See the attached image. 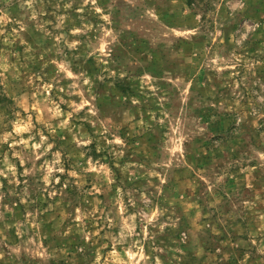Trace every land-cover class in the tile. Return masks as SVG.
Listing matches in <instances>:
<instances>
[{
	"label": "rangeland",
	"instance_id": "1",
	"mask_svg": "<svg viewBox=\"0 0 264 264\" xmlns=\"http://www.w3.org/2000/svg\"><path fill=\"white\" fill-rule=\"evenodd\" d=\"M0 264H264V0H0Z\"/></svg>",
	"mask_w": 264,
	"mask_h": 264
}]
</instances>
